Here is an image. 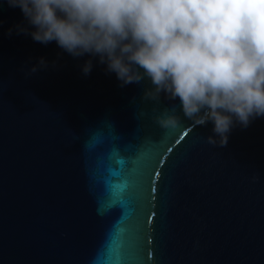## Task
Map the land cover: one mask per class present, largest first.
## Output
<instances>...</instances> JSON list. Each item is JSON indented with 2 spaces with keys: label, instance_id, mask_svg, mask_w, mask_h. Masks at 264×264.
<instances>
[{
  "label": "water",
  "instance_id": "obj_1",
  "mask_svg": "<svg viewBox=\"0 0 264 264\" xmlns=\"http://www.w3.org/2000/svg\"><path fill=\"white\" fill-rule=\"evenodd\" d=\"M0 20V264H264V117L209 144L147 76L35 41L6 0Z\"/></svg>",
  "mask_w": 264,
  "mask_h": 264
},
{
  "label": "clouds",
  "instance_id": "obj_2",
  "mask_svg": "<svg viewBox=\"0 0 264 264\" xmlns=\"http://www.w3.org/2000/svg\"><path fill=\"white\" fill-rule=\"evenodd\" d=\"M6 2L20 7L35 41H56L74 57L98 55L123 84L147 76L154 89L146 97H179L195 124L213 123L219 141L209 136V144L226 145L234 121L247 127L264 117V0ZM174 112L166 110L157 123L176 127Z\"/></svg>",
  "mask_w": 264,
  "mask_h": 264
},
{
  "label": "snow or ice",
  "instance_id": "obj_3",
  "mask_svg": "<svg viewBox=\"0 0 264 264\" xmlns=\"http://www.w3.org/2000/svg\"><path fill=\"white\" fill-rule=\"evenodd\" d=\"M190 134V133H189Z\"/></svg>",
  "mask_w": 264,
  "mask_h": 264
}]
</instances>
